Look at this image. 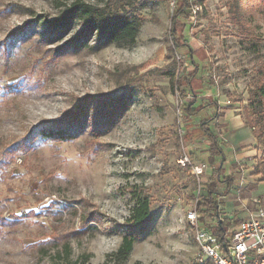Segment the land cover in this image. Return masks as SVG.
I'll return each instance as SVG.
<instances>
[{
  "label": "rangeland",
  "instance_id": "obj_1",
  "mask_svg": "<svg viewBox=\"0 0 264 264\" xmlns=\"http://www.w3.org/2000/svg\"><path fill=\"white\" fill-rule=\"evenodd\" d=\"M72 1L0 0V264H101L118 248L123 225L144 196L150 218L125 264H199L186 213L198 208V188L204 193L213 169L221 166V176L235 177L229 190L216 184L228 230L243 217L242 202L252 208L257 199L264 207V175L249 171L263 146H254L240 164L232 151L255 144L237 114L247 115L249 91L260 84L264 0H239L232 13L229 0H201L184 20L188 46H172V0H153L139 9L143 20L134 43L92 38L64 49L82 22L53 36L43 20L58 17ZM190 53L200 66L190 78L196 97L184 78L193 70ZM175 58L177 91L164 73ZM127 91L113 123L96 127L97 98ZM86 97L75 137L42 135L56 120L76 116ZM192 99L196 109L209 105L191 115ZM207 118L224 150L215 161L200 128ZM197 163L206 166L200 180L191 167Z\"/></svg>",
  "mask_w": 264,
  "mask_h": 264
},
{
  "label": "trees",
  "instance_id": "obj_2",
  "mask_svg": "<svg viewBox=\"0 0 264 264\" xmlns=\"http://www.w3.org/2000/svg\"><path fill=\"white\" fill-rule=\"evenodd\" d=\"M102 4L90 3L85 0H73L67 4L62 13L51 20L45 18L43 24L50 29V35L59 36L65 29L75 20L82 22V28L80 32L67 40L66 45L62 48L67 49L70 47H77L78 45H86L89 39L94 38L97 44H107L111 42L115 43H128L132 44L135 42L136 35L143 20L139 9L144 7L150 1L153 0H100ZM172 26L170 30V36L172 39V46L176 47L181 43L187 45L185 38V26L184 20L188 17L189 12L194 5H200L201 0H172ZM239 0H229L228 6L232 13L236 7V3ZM178 23L181 25L179 30L177 29ZM176 45V46H175ZM66 47V48H65ZM177 53V51H175ZM192 62V72L190 76H185L189 82L191 92L196 97V90L190 84V78L198 74L200 70L199 64L194 60L192 53H190ZM178 60L173 59L169 68L164 72L170 76L171 84L175 91L180 87V82L175 79L176 66L179 65ZM260 84L254 86L249 91L248 98V109L247 115L242 116L245 125H248L252 129V133L257 144H261L262 154L259 157L253 167L252 174L264 175V64L260 68ZM130 97L129 91L125 94H121L117 97H111L105 95L103 98H97L95 113H94V124L96 127L101 125H109L113 123L119 114V111L125 107L127 99ZM92 99V98H91ZM96 99V98H94ZM89 97H86L82 108L78 111L76 116H68L65 120H56L51 127H46L42 130V135L51 139L69 140L75 137V135L81 130L85 114H86V101H89ZM197 100V99H196ZM216 108L218 104L216 101H212ZM195 99H192L186 107V112L195 115L201 108H195ZM81 114V115H80ZM212 118V117H211ZM211 118H207L205 121L200 123L202 132H205V136L211 139L209 146L208 157L212 161L216 160V156L222 154L218 140L216 136L209 133L208 121ZM235 177L233 174L221 176V166L217 169H213L209 175L207 183L204 185V193L200 188L199 195L201 200L198 201V209H205L206 213L216 221V225L211 229L215 233H220L227 229V224L230 222V218H224L220 214L219 202L216 199V184L217 182H226L227 190L230 189L233 184ZM150 202L148 196H144L140 199L136 207L133 209L131 215L127 218L124 223L126 232L122 236L121 242L118 248L106 255V258L101 264H125L129 254L132 251L133 243L138 238L139 233L144 228L145 224L150 218L149 213ZM205 207V208H203ZM202 213V212H201ZM201 222L204 224V215L201 217ZM72 264H85L84 261L78 263L74 261Z\"/></svg>",
  "mask_w": 264,
  "mask_h": 264
},
{
  "label": "built area",
  "instance_id": "obj_3",
  "mask_svg": "<svg viewBox=\"0 0 264 264\" xmlns=\"http://www.w3.org/2000/svg\"><path fill=\"white\" fill-rule=\"evenodd\" d=\"M173 4V1H172ZM199 9L194 5L192 15ZM178 60L182 57L177 54ZM189 159L184 157V161ZM193 174L198 180L204 175L206 166L203 163L191 164ZM224 187L227 183H222ZM219 186L215 190L218 192ZM200 186L198 188L199 194ZM255 207H249L247 202H242L241 209L246 216L232 229L215 233L201 222L209 221L208 213L198 210L197 205L192 206L186 213V220L194 232L197 246L196 260L199 264H264V207L259 200L254 199ZM216 225V223H215ZM213 225V227L215 226Z\"/></svg>",
  "mask_w": 264,
  "mask_h": 264
},
{
  "label": "crops",
  "instance_id": "obj_4",
  "mask_svg": "<svg viewBox=\"0 0 264 264\" xmlns=\"http://www.w3.org/2000/svg\"><path fill=\"white\" fill-rule=\"evenodd\" d=\"M220 110H222V108L220 109ZM234 112V111H233ZM223 113V112H222ZM221 113V114H222ZM235 113V112H234ZM239 117H240V124L242 125H244L245 123H244V120H243V118H242V116L240 115V114H237ZM222 135H225V136H223V137H220L221 138V140L222 141H225V142H227L228 141V139L226 138V134H221V136ZM252 137H253V140H254V142H255V144L254 145H252L251 143H246V144H242L241 146H243L240 150H238L237 148H235L234 146L232 147V151H233V156L235 157V159H236V163H238V164H240V160L241 161H243V162H248V159L247 158H249L251 155H253L255 152V148H253L254 146H256L257 145V142H256V140H255V138H254V135L252 134ZM220 149L222 150V151H224L223 149H222V147L220 146ZM236 165V164H235ZM240 168H238V167H236V170H239ZM250 170L249 171H251L252 172V170H253V167L251 166L250 168H249ZM244 170H246V168L245 169H243V171ZM234 176V175H233ZM227 187V186H226ZM216 195V194H215ZM241 207H242V203H241V205L239 206V208L238 209H240V211H242V214H243V217L241 218V220L246 216V213L241 209ZM240 220V221H241ZM239 221V222H240Z\"/></svg>",
  "mask_w": 264,
  "mask_h": 264
}]
</instances>
